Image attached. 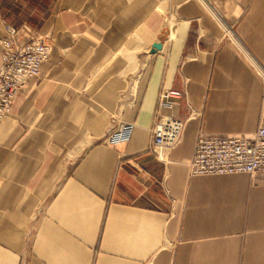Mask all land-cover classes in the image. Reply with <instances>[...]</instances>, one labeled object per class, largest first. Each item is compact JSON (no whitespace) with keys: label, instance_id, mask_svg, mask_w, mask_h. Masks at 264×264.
Instances as JSON below:
<instances>
[{"label":"crops","instance_id":"obj_1","mask_svg":"<svg viewBox=\"0 0 264 264\" xmlns=\"http://www.w3.org/2000/svg\"><path fill=\"white\" fill-rule=\"evenodd\" d=\"M3 23L52 48L0 123V264H264V174L189 166L200 132L259 126L264 0H0ZM164 88L186 130L160 161Z\"/></svg>","mask_w":264,"mask_h":264},{"label":"built area","instance_id":"obj_2","mask_svg":"<svg viewBox=\"0 0 264 264\" xmlns=\"http://www.w3.org/2000/svg\"><path fill=\"white\" fill-rule=\"evenodd\" d=\"M3 27L4 34L0 36V123L28 80L40 77L42 64L51 56V46L44 39L31 36L19 40L23 30L7 23H3ZM260 74L264 77V73ZM182 101H186V96L179 90L164 88L159 93L149 151L160 161H163V152H171L184 138L186 121L173 113ZM134 129L135 124L114 119L103 143L108 146L127 144ZM189 166L191 173L198 176L263 173L264 105L259 126L252 134L208 135L200 132Z\"/></svg>","mask_w":264,"mask_h":264},{"label":"water","instance_id":"obj_3","mask_svg":"<svg viewBox=\"0 0 264 264\" xmlns=\"http://www.w3.org/2000/svg\"><path fill=\"white\" fill-rule=\"evenodd\" d=\"M161 49H162V44H159V43L154 44V45L152 46L151 53L154 54V53H156L158 50H161Z\"/></svg>","mask_w":264,"mask_h":264},{"label":"bare ground","instance_id":"obj_4","mask_svg":"<svg viewBox=\"0 0 264 264\" xmlns=\"http://www.w3.org/2000/svg\"><path fill=\"white\" fill-rule=\"evenodd\" d=\"M48 61V60H47ZM41 76V75H40ZM38 78H40V77H38ZM13 106V105H12ZM10 112V111H9ZM9 112L7 113V115L9 114ZM6 115V116H7ZM6 118V117H5ZM110 146V145H109ZM114 146H116V145H114ZM243 174H247V173H243ZM264 174V173H263ZM193 175V174H192ZM251 175V174H250ZM194 176H198V175H194ZM206 176H209V175H206Z\"/></svg>","mask_w":264,"mask_h":264},{"label":"rangeland","instance_id":"obj_5","mask_svg":"<svg viewBox=\"0 0 264 264\" xmlns=\"http://www.w3.org/2000/svg\"><path fill=\"white\" fill-rule=\"evenodd\" d=\"M215 13V12H214ZM51 46V48H52V45H50ZM182 92V91H181ZM184 93V95L185 96H187V94H186V92H183ZM11 109V108H10ZM10 111V110H9ZM261 118V117H260ZM5 119V118H4ZM260 123V122H259ZM190 172H191V170H190ZM264 173V172H263ZM263 173H259V174H263ZM192 174V173H191Z\"/></svg>","mask_w":264,"mask_h":264}]
</instances>
